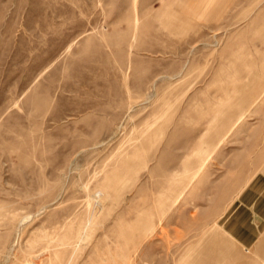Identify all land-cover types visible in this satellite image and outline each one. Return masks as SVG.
I'll return each instance as SVG.
<instances>
[{"label": "rangeland", "instance_id": "rangeland-1", "mask_svg": "<svg viewBox=\"0 0 264 264\" xmlns=\"http://www.w3.org/2000/svg\"><path fill=\"white\" fill-rule=\"evenodd\" d=\"M262 201L264 0H0V264H264Z\"/></svg>", "mask_w": 264, "mask_h": 264}, {"label": "bare ground", "instance_id": "bare-ground-1", "mask_svg": "<svg viewBox=\"0 0 264 264\" xmlns=\"http://www.w3.org/2000/svg\"><path fill=\"white\" fill-rule=\"evenodd\" d=\"M233 224L235 225V227L237 228L239 225L238 223H231L230 225L233 227ZM228 226V225H227ZM220 225L217 224L214 228V230L212 231V236L210 235V237H212L207 243L205 242V244L203 243L202 246L200 247V250L202 251H218L219 253L221 252H228V247L232 246L229 245L228 243L230 242V240H232V238L236 235V233L234 232H230L229 234V239L227 240H223L222 238L217 237L218 234L221 232V230H219ZM263 227V226H262ZM223 228V227H222ZM236 237V236H235ZM235 240V239H234ZM236 241V240H235ZM238 241V240H237ZM233 242V241H232ZM231 243V242H230ZM235 243V242H234ZM243 248V247H242ZM245 248V247H244ZM230 249V248H229ZM233 250V249H232ZM233 252V251H232ZM212 261V260H211Z\"/></svg>", "mask_w": 264, "mask_h": 264}, {"label": "crops", "instance_id": "crops-1", "mask_svg": "<svg viewBox=\"0 0 264 264\" xmlns=\"http://www.w3.org/2000/svg\"><path fill=\"white\" fill-rule=\"evenodd\" d=\"M264 210V202L262 201V207H260V208H256V211L258 212V211H263ZM262 214V213H261ZM260 213H259V215H256V216H263V215H261ZM260 217V219H261V222L258 224V226L260 227V230H259V232H263L264 231V217L263 218H261ZM256 227H257V225H255ZM263 226V227H262ZM249 231V230H248ZM250 232V231H249ZM264 233V232H263Z\"/></svg>", "mask_w": 264, "mask_h": 264}]
</instances>
